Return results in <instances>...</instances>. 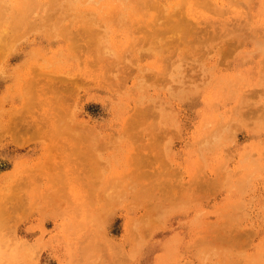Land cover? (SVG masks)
Segmentation results:
<instances>
[{"label":"rangeland","instance_id":"374dc122","mask_svg":"<svg viewBox=\"0 0 264 264\" xmlns=\"http://www.w3.org/2000/svg\"><path fill=\"white\" fill-rule=\"evenodd\" d=\"M0 264H264V0H0Z\"/></svg>","mask_w":264,"mask_h":264},{"label":"bare ground","instance_id":"6f19581e","mask_svg":"<svg viewBox=\"0 0 264 264\" xmlns=\"http://www.w3.org/2000/svg\"><path fill=\"white\" fill-rule=\"evenodd\" d=\"M53 3H56V2H55V1H54V2L51 1V4H49L48 6H52ZM30 5H31V4H30ZM21 8H24V7L21 6ZM27 8H28V7H27ZM172 30H173V29H172ZM172 30H171V32H172ZM169 32H170V29H169ZM173 45H174V43H173ZM173 45H172V46H173ZM169 47H170V46H169ZM37 83H38V82H37ZM41 87H42V86H39V85L36 86V88H38V91L42 90ZM48 102H50V100H48ZM52 124H53V123H51V125H52ZM18 145H19V146H22L23 143H18ZM148 208H149V207H148ZM148 208L145 209L146 212H147V213L144 214L145 217L149 216L152 212H154V211H153L154 209L150 210V209H148ZM151 208H152V207H151ZM153 208H154V207H153ZM155 208H156V207H155ZM156 209H157V208H156ZM156 209H155V210H156ZM144 216H143V217H144Z\"/></svg>","mask_w":264,"mask_h":264}]
</instances>
